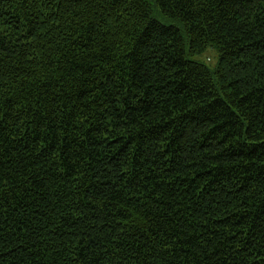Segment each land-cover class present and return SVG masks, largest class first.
I'll list each match as a JSON object with an SVG mask.
<instances>
[{"label": "trees", "instance_id": "obj_1", "mask_svg": "<svg viewBox=\"0 0 264 264\" xmlns=\"http://www.w3.org/2000/svg\"><path fill=\"white\" fill-rule=\"evenodd\" d=\"M0 264H264V0H0Z\"/></svg>", "mask_w": 264, "mask_h": 264}, {"label": "rangeland", "instance_id": "obj_2", "mask_svg": "<svg viewBox=\"0 0 264 264\" xmlns=\"http://www.w3.org/2000/svg\"><path fill=\"white\" fill-rule=\"evenodd\" d=\"M198 63L206 64L211 69L215 70L218 66V52L215 48L210 47L204 53L192 57Z\"/></svg>", "mask_w": 264, "mask_h": 264}]
</instances>
